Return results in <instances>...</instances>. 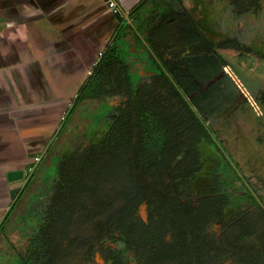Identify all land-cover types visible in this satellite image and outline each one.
<instances>
[{"label": "flooded vegetation", "instance_id": "af4514ba", "mask_svg": "<svg viewBox=\"0 0 264 264\" xmlns=\"http://www.w3.org/2000/svg\"><path fill=\"white\" fill-rule=\"evenodd\" d=\"M171 1L165 0V12L157 18L155 27L150 26L148 33H136L140 43L131 50V59H125V62L138 75L136 87L162 85L165 83L164 77H167L198 121V128L182 126L183 130L188 131L184 130L185 133L192 136L186 135L188 140L180 147L173 162L169 161L164 168H158V174L156 168L152 178L138 183L133 205L116 200L114 196L117 193L111 194L112 200L106 201V204L111 202L110 206L64 208L59 205V196L57 200L54 194L61 193L67 182L62 177H68L75 163V160L63 158L74 151L70 150L66 154L59 151L52 164L54 178L48 177L49 180L53 179V185L45 192L38 189L37 195L29 196V206L38 199L39 203L36 211L28 209L30 215H34L32 219L35 224L23 228L28 234L25 252L23 255L8 256L7 264H264V241L261 238L264 235V216L263 210L250 196L249 187L254 188L220 143L214 130L206 124L207 117L200 114L195 106L199 99L196 94L204 88V82L199 80H205L201 77L209 71L211 64L199 63L191 54L193 59L186 65L194 66L196 78L183 66L180 74L176 68L168 70L157 52L158 48L167 45L168 33H172L169 22H175L177 17V10L171 15L166 12L171 8ZM174 1L185 12V28L182 33L179 32L183 47L188 48L193 44L202 47L203 51L207 49L208 61L213 60L214 63L216 60L219 63L209 35L200 30L189 11V5L192 4L190 0ZM193 31L198 33L197 37H191ZM141 46L144 50L140 49ZM144 56L149 57L150 61L145 60ZM222 65L225 64L222 62ZM216 82L217 79H214L207 85L214 87ZM127 99L124 93L104 98L110 108L105 115L107 122L104 133L109 131L111 119L125 108ZM201 127L207 132L208 140L194 137L199 134L198 129ZM192 138L195 141H189ZM172 143L168 144V151L175 144ZM89 146L83 145L75 152H83ZM195 153L199 161H196ZM114 173L104 180L116 181L112 185L117 192L122 189L123 181L120 176L114 177ZM231 176L243 188L236 193V198L231 196L233 199L227 196L226 187L229 185L225 180ZM160 178L164 181H158ZM84 192L90 197V191ZM63 210L68 211L62 214ZM51 211L54 216H58L56 222L47 220ZM73 212L74 222L71 223L70 214ZM255 214L257 217H254ZM254 227L256 238L260 241L257 248L252 250L251 230ZM67 230L72 231V236L68 241H63ZM46 234H51V237L42 240L40 245L34 243L36 237ZM240 237L242 240H239Z\"/></svg>", "mask_w": 264, "mask_h": 264}, {"label": "crops", "instance_id": "0c3cea01", "mask_svg": "<svg viewBox=\"0 0 264 264\" xmlns=\"http://www.w3.org/2000/svg\"><path fill=\"white\" fill-rule=\"evenodd\" d=\"M114 1L117 12L105 0H0V228L65 120L89 101L78 98L96 65L112 47L131 54L136 33L165 12V0Z\"/></svg>", "mask_w": 264, "mask_h": 264}, {"label": "rangeland", "instance_id": "374dc122", "mask_svg": "<svg viewBox=\"0 0 264 264\" xmlns=\"http://www.w3.org/2000/svg\"><path fill=\"white\" fill-rule=\"evenodd\" d=\"M166 1L170 2V0ZM190 3L192 4L188 3L189 11L199 24L200 30H204V33L209 35L219 63L216 60L214 63L213 60L209 62L207 59L209 50L204 49L203 51V48L198 45L191 44V47H183L180 40L185 28V17H183L185 12L176 5L174 0L170 3L171 8L166 11L168 15H171L170 13L177 10L175 22H169V30L172 33H168L167 45L164 44L163 47L158 48L157 52L167 65V69L176 68L179 74L183 71L181 69L186 67L187 72L196 77L194 66L188 64V68L186 65V63H191L192 55L199 63L211 64L209 71L201 77L205 80H199L204 82V91L202 89L198 92L199 94H196V98L199 97V99L195 106L200 114L207 117L206 124L214 130L220 143L236 161L258 196L263 197L261 194H264V0H190ZM156 17H150L152 27L156 26L157 18L161 16ZM193 36L197 37L198 33L193 31L191 37ZM140 49L144 50L143 46ZM117 50L120 51L117 53L118 57L124 56L126 61L131 59L128 55L129 49ZM144 59H149V57L144 56ZM222 62L225 65H222ZM131 70L128 69L129 80L135 85L138 75ZM214 79H217V84H214V87L213 85L208 86L207 84L212 83ZM103 100L104 97L87 101L82 106L77 104L75 112L72 111L71 116L65 120L67 126L53 143L51 151H48L40 163L36 162L38 166L31 183L10 215L4 230L0 232V264L9 263L7 262L10 258L8 256L24 254L28 244V234H25L23 228L33 227L35 224L32 219L34 215H30L28 209L36 211L39 203L38 199L29 206V196L30 194L37 195L38 189L45 192L53 185V179L49 180L48 177L54 178L55 175L52 167L55 161L54 156L59 151L66 154L70 150L75 152V149L83 145L88 144L89 146L92 140L101 138L106 131L105 115L110 108L106 100ZM179 152L180 149L176 148L175 155ZM173 161L174 156L172 155L170 162ZM110 166L111 169L114 167L115 171V166ZM125 172L126 170L124 173L122 171L120 175L116 171L114 177L120 176L124 182L123 188H128L132 180L126 176ZM142 177L143 175L137 180L140 181ZM225 180L229 185L226 187L228 198H236V193L243 190L240 183L232 176ZM99 187L103 190H100L97 201L103 205V200H108L104 195L106 185L102 183ZM189 193L192 197L193 193L191 191ZM86 197L82 198L85 200L83 205L90 206L91 195L90 198ZM105 205L108 206L106 203ZM73 215L74 212L69 221L71 223L74 222ZM77 221L79 222V219ZM71 236L72 231L67 230L63 241H68Z\"/></svg>", "mask_w": 264, "mask_h": 264}, {"label": "trees", "instance_id": "16d2710c", "mask_svg": "<svg viewBox=\"0 0 264 264\" xmlns=\"http://www.w3.org/2000/svg\"><path fill=\"white\" fill-rule=\"evenodd\" d=\"M116 51V48L112 47L93 69V74L80 91L78 103L85 100H99L120 93H124L128 99L122 112L111 121L109 120L111 126L108 132L102 134L101 138L92 140V145L85 151L77 150V152L66 154L63 157L64 160H75L76 163L72 165L73 170L70 171L68 177H62L67 182L61 193L54 194L57 200V196H59V205L64 208L85 206L83 205L85 200H82L83 197H86L85 190L90 191L91 205L99 208L104 206L107 200H103V205L97 201L100 190H103L99 187L102 183L108 184L104 189L107 199L112 200L111 194L117 193L114 196L116 200L133 205L136 198L134 191L138 183L141 184L147 178H152L156 168L158 174V170H160L158 168H164L169 164L171 156L173 155L174 158L176 156V148L179 150L188 140L187 136H192L185 133L188 131L186 129L184 131L182 126L185 125L187 128H198L199 126L190 108L167 81V77H164L165 83L162 85L134 86L129 80V68L125 59L118 57ZM148 61L150 60L148 59ZM198 131L199 134H195V138L200 137L203 140H208L207 132L203 127ZM185 136L186 138L183 140ZM192 140L195 141L193 138L189 141ZM170 142L175 144L172 143V149L168 151ZM194 156L196 161H199L196 153ZM110 165L115 166V171L118 170L121 174L126 170V176L132 180L130 187L123 188V182L122 189L116 192V188L112 185L116 181L111 179L108 181L109 183L105 182L104 178L115 172L114 167L111 169ZM141 175L143 177L138 182L137 179ZM31 180L32 177L28 185ZM158 181L163 182L164 179L160 178ZM250 196L255 200L251 194ZM18 201L14 204L13 209L16 208ZM108 205H111L110 201ZM67 211L63 210L62 214ZM52 212L47 219L48 222L58 220V216H54L55 214ZM262 213L264 216L263 211ZM238 215L239 213H237ZM255 216L257 217V214ZM6 222L7 220L2 224L0 232L4 230ZM251 235H253V240L250 243V248L255 250L260 241L256 238L255 227L251 230ZM49 237L51 234L38 236L34 239V243L40 245L42 240ZM261 238L264 241V235ZM239 240L242 238L240 237Z\"/></svg>", "mask_w": 264, "mask_h": 264}, {"label": "water", "instance_id": "95a60500", "mask_svg": "<svg viewBox=\"0 0 264 264\" xmlns=\"http://www.w3.org/2000/svg\"><path fill=\"white\" fill-rule=\"evenodd\" d=\"M138 35H139V34H138ZM142 41H143V40H142ZM143 43H144V45L149 49L147 43L144 42V41H143ZM67 114H68V113H67ZM65 116H66V115H65ZM64 119H65V117L62 119V123L64 122ZM237 173L240 175L239 172H237ZM240 176H241V175H240ZM249 192H250V194L254 197V199H255L256 202L258 203L259 207H260V208L263 210V212H264V202L260 199V197L258 196L257 192L254 191V190H253L252 188H250V187H249ZM12 204H13V203H11V205H12ZM10 208H11V207H9L8 210L6 211V213L4 214L2 221L4 220V218H5V216H6V214L8 213V211H9Z\"/></svg>", "mask_w": 264, "mask_h": 264}, {"label": "built area", "instance_id": "2783aa9c", "mask_svg": "<svg viewBox=\"0 0 264 264\" xmlns=\"http://www.w3.org/2000/svg\"><path fill=\"white\" fill-rule=\"evenodd\" d=\"M105 1H106V5L108 6V8H110L113 12H117L118 9L116 6V2L114 0H105ZM34 160L37 161L38 158L36 157ZM31 170L32 168H28V172H31Z\"/></svg>", "mask_w": 264, "mask_h": 264}]
</instances>
